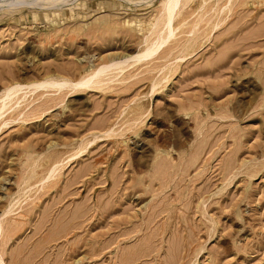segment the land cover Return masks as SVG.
<instances>
[{
    "label": "rangeland",
    "instance_id": "374dc122",
    "mask_svg": "<svg viewBox=\"0 0 264 264\" xmlns=\"http://www.w3.org/2000/svg\"><path fill=\"white\" fill-rule=\"evenodd\" d=\"M166 1L0 0V264H264V0Z\"/></svg>",
    "mask_w": 264,
    "mask_h": 264
},
{
    "label": "bare ground",
    "instance_id": "6f19581e",
    "mask_svg": "<svg viewBox=\"0 0 264 264\" xmlns=\"http://www.w3.org/2000/svg\"><path fill=\"white\" fill-rule=\"evenodd\" d=\"M186 0H167L166 7H165V21L162 20V23H164L165 28L160 30L159 34L156 32L153 34L152 40L148 46L149 49L145 50L143 54L148 53L150 50L156 48L159 46L167 37V33L169 32V24L171 19L176 15V9L181 6L182 4H185ZM165 6V4H164ZM164 8V7H163ZM162 8V9H163ZM157 22L152 24L151 29L157 28ZM155 36V38H154ZM118 73V67H116V63L110 64V65H102L100 67H94V68H86V73H83V76L79 78L76 85L79 86H85V87H93L95 84H101L105 80L110 79L113 75L115 76ZM52 83H41V86H73L74 83H70L69 80L62 78L61 81L51 80ZM55 84V85H53ZM156 85V84H155ZM154 83H152V86L150 88V91H153ZM22 86L14 85L6 90H3L0 94V99L4 98L5 101L0 103V113H3L7 108L9 109L12 107L13 104L17 103L18 101H15L18 99L17 93L21 90ZM80 88L75 89L74 87L71 88L69 92H73L75 90H78ZM15 94L14 96H12ZM24 97V95H22Z\"/></svg>",
    "mask_w": 264,
    "mask_h": 264
}]
</instances>
